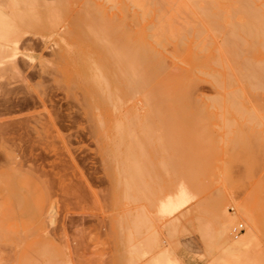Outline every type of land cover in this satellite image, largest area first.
Returning <instances> with one entry per match:
<instances>
[{"label":"rangeland","instance_id":"rangeland-1","mask_svg":"<svg viewBox=\"0 0 264 264\" xmlns=\"http://www.w3.org/2000/svg\"><path fill=\"white\" fill-rule=\"evenodd\" d=\"M126 1L13 0L6 7L0 2L5 36L20 45H10L17 51L11 53L0 44V264H152L168 250L184 264H217L221 255V264H264V182L219 173L224 162L228 166L223 149L232 122L240 118L227 115L224 98L246 85L236 62L245 48L233 25L254 23L235 10L245 3L248 16L264 19V0H138L141 6ZM90 3L103 5L97 11L105 6L113 19L123 18L133 32L145 31L173 71L189 67L182 60L199 57L193 94L211 106L212 116L197 124L207 133L171 134L168 129L184 124L173 126L162 115L147 118L146 91L129 99L114 90L88 43V31L99 23ZM163 24L166 43L157 30ZM257 55L253 60L262 61ZM89 86L104 97L110 88V96L122 97L116 99L121 108L110 104L112 97L109 108L96 101V119H88ZM124 111L135 112L136 122H125ZM55 113L56 129L42 141L33 130L36 120L56 119ZM261 115L256 128L264 126ZM182 184L192 199L169 217L159 215V201ZM48 209L53 216L42 214ZM247 212H253L256 227H250ZM239 223L243 230L234 235Z\"/></svg>","mask_w":264,"mask_h":264},{"label":"bare ground","instance_id":"bare-ground-1","mask_svg":"<svg viewBox=\"0 0 264 264\" xmlns=\"http://www.w3.org/2000/svg\"><path fill=\"white\" fill-rule=\"evenodd\" d=\"M130 1H131V3H130L131 5H132V2H133V5L135 3H140V2H138V0H130ZM90 5L92 6L91 3H90ZM101 6L103 7V5L101 4L100 7H98L96 5V6H92L91 8L89 7V9L91 10L93 7L94 8L97 7V9H95V11H97L99 8H101ZM139 6H141V3ZM104 8H105V6H104ZM104 8H102L101 11L100 10L97 11L98 16H96V19L99 23L96 26H94V28L90 32L88 31V43L92 47V49L99 55V65L103 69L107 70V72H108L107 74L109 75V81H110V83H112L114 85V90H116V91L119 90L120 93L125 96L124 97L122 95L123 98H129V96H130V98H132V96L141 93L143 90L146 91L147 94H146L144 103L148 109V111L146 112L147 118L156 117V119L155 118L154 119L157 120V118L162 115L165 118H167L168 120H170L169 122H171L173 126H174L173 122H176V123L180 122V123L184 124V126H183L179 123V125L183 126V127H181L178 125L180 127V129H178L179 127L178 128L176 127L177 129L176 128L174 129L173 127L171 130L168 129V131L172 132L171 134L189 135V134L207 133V131H205V129H202L198 125L202 122L206 123L205 121H207L212 116L213 112L210 111L211 106H209L208 104H207V106H209V108L206 106V104L204 106L198 99H196V97L193 94L195 86L197 87V80H196L197 76L194 75V71L197 72L196 69L201 68V61H200L199 57H192L191 56L193 54L192 53L190 55L191 58L182 60L183 63H185L186 65L189 66V67H187V69L184 70V68H180L178 70L176 69L177 71H175V69L173 71L171 69V67L167 64L166 59L163 58L162 53L158 50L156 52V50L153 49L154 47H152V45H150L149 42L145 39V37H146L145 31L142 34L140 31H137V32L134 31L133 32L126 25L124 26L123 18H121V19L114 18L113 19V17H110L107 15V12L104 11L106 9H104ZM125 8H127V6ZM89 9H88V12L92 13L91 12L92 10L89 11ZM238 9H240V10H238ZM238 9L235 10V15L241 14L240 17L242 19H243V17H247L248 19L249 18L253 19L254 23L250 24V23H245V22L242 23L241 22V23H238L239 25H237V24L233 25V27H234L233 30H235V32L238 30L237 31L238 37L243 39L242 47L244 45V48H245V53H246L245 56H243V57L239 56L240 57L239 59H238V56H236L237 57L236 59H238L236 62L239 64L240 69L243 72V74H241V76L244 78L243 81L245 80L244 85L245 84L246 85L244 86V89H242V90L240 89V92L239 91H233L232 93L230 92L229 96L227 98H224V101H225V103H227V105H229L230 110L226 109L227 105L224 103L223 100L220 101L221 104L224 103L226 105L225 106L223 104V106H225V109L229 110V111H225V112H227V115L231 112V113L235 114L236 116L240 117V118H238V120L240 119V121L235 120L236 123L232 122L233 125L228 121L232 125L233 129L230 128L231 132H232L230 134L231 136L225 142V146L227 145L226 149L224 148L223 145L222 146L224 148L223 150H225L223 154H225V156H228V157H226V159L229 158V162L227 164L228 165L227 169H225L226 164L224 162L223 167L220 168V169H222L223 173L221 171L219 173L223 174V175L227 174L228 178L232 173L233 174L235 173L237 176H239L241 179H243L242 181H244V178H245V180L251 179L252 181L254 180L255 182L257 180L256 183L258 184V183L264 182V175H263L264 174V137L261 135L264 132V131L262 132L264 126L261 127V124H260V127L258 126V128H256V126L259 124V122L257 121V119H258L257 117H259L261 115V114L259 115V112H261V113L264 112V98L262 96V95H264V62H263L264 61V19H262V17H260L258 14H255V15L252 14L251 16H248L249 14L246 11L247 8H246L245 3H243L241 8L239 7ZM147 15H150V14H147ZM91 16L93 17V15H91ZM91 16H90V18H91ZM144 17H147V16L145 15ZM144 17L142 18L143 20H144ZM115 19H117L118 22ZM136 19L138 20V16ZM209 19H212V18H209ZM121 20H123V23ZM140 20H141V18H140ZM157 25L155 24V26H157ZM165 25L163 24L162 28L161 27H159V29L157 28V30H159V32L160 31L163 32V36H161L162 33H160L161 34L160 37L164 38V42H165L164 36L166 34L165 29H164ZM165 28L168 29L167 25ZM162 29H164V30H162ZM6 31H7V27L4 24V15L2 14V16H0V44H2V45L6 44V46L3 48V51L4 50L6 51V49H7L8 51L10 50L11 53H13V52L17 53V51H15V50H16L17 46H20L19 42L16 40H13V39H8L5 36ZM154 31H156V30H154ZM150 32L152 33V31H150ZM167 32H168V30H167ZM157 33H158V31H157ZM152 35L153 34H151V35L149 34V36H147V37H151ZM198 35L199 34L197 33V36ZM236 35H237V33H236ZM160 37H157V38H160ZM157 38H155V39H157ZM163 38H161L159 40H162ZM150 40L151 39H149V41ZM151 41H153V40H151ZM154 42H156V41H154ZM162 43H163V40H162ZM162 43H160L161 44L160 46H162V45L164 46V44L166 42L164 44H162ZM2 45H0V50H1ZM10 45H11V47L12 46L15 47L14 51L12 50L11 47H10V49H8ZM154 45L157 46V44H155V43H154ZM232 46H234V45H232ZM235 50H236V48H235ZM242 50H244V49H242ZM2 52L0 51V54ZM159 52L162 56L159 54ZM16 53H14V54H16ZM96 53H93V54L96 55ZM238 54H240V53H238ZM257 54H261V55H259L260 57H258V60H261L262 59L261 56H263L262 61L259 62L257 60H253V58L257 59V57H255V56H258ZM17 55L18 54H16L15 57ZM13 56L14 55H12V58H13ZM259 58H261V59H259ZM92 64H93V66L96 65L95 62ZM95 67H98V65H96ZM97 69H98V71H96V72L97 73L99 72L100 75L99 74L98 75L101 77L102 73L100 72V69L96 68L94 70H97ZM97 73H94V75H96ZM99 76L96 75L93 77H96V78L98 77L97 79H99L100 78ZM102 77L105 78V76H102ZM93 79H95V78H93ZM100 79H102V81L106 80V82H108L107 76L105 79H103V78H100ZM100 79L97 80L98 81L97 88L99 87ZM87 80H88V77H87ZM95 81H96V79L93 80L92 82H95ZM199 81H200V79H199ZM89 83H91V82H89ZM92 84H94L96 86V82L92 83ZM106 84L108 85V87H110L108 83H106ZM226 84H227V82H226ZM89 88L90 89H88V105L86 106L87 113H85V114L88 117H89V115H91L92 116L91 119L95 116V119H96V115L93 111V109H99V106L96 103L98 102L99 105L103 104V106H105L106 102L108 103V100L109 99L111 100V97H112V96H110L111 91L109 90L110 88H108V90L110 92L108 90H106L107 96L104 97V96H102V92L100 93L101 94L100 95L98 93L99 91L94 89L95 88L94 86L93 87L89 86ZM100 88L104 90V88H102L101 86H100ZM107 88H105V89H107ZM103 95H104V92H103ZM112 95H114V94L112 93ZM117 96L119 99H122V97L120 98L119 95H117ZM114 97H115V95H114ZM114 97H112L113 101H111V103H110L111 105H113L112 104L113 102L118 103L116 101L117 98L115 97V100H114ZM242 97L245 98V100H246L245 103L242 102ZM119 99H117V100L119 101ZM132 99H135V96ZM40 102L43 105L45 104V100L43 98L40 99ZM122 102H123V100H122ZM220 102H216V104H218L219 107H221ZM124 103H126V102L124 101ZM103 106L101 105V108H103ZM106 106H108V105H106ZM106 106H105V108H109V106L108 107H106ZM117 106H119L121 108V105L118 103L117 105H114V107L117 108V109L115 108V110H118ZM123 107H124V105H123ZM215 107H217V105H215ZM110 109H108V110H110ZM207 109H209V110H207ZM223 110H224V107H223ZM110 111H111L110 113H112V109ZM120 112H121V110H120ZM108 113L109 112H107V114ZM126 113L127 112H125V116H126ZM223 113H224V111L222 112V116H223ZM54 115L56 116V119L50 117V116H52V115H50L49 118L47 120H45L44 122H39V120L37 119L36 120L37 123L35 124L36 126L35 125H34L35 127L33 126L34 127L33 130L42 138L41 139L39 137L42 141L44 139L46 140V138H49L47 136L53 134L55 129H56V126H57L56 120L58 118H57L56 113ZM111 115H114V114H111ZM213 115L215 118L216 117L215 112ZM262 115L260 117L261 119L263 117ZM104 116H105V114H104ZM125 116H124L125 122L126 121L129 122V120H127V119L132 120L133 118L137 117V114H135V112L132 111V112H129L127 114L126 118H125ZM218 116H219V114H218ZM113 117H114L113 120H115V116H113ZM229 118L233 119L234 117H229ZM88 119H90V117ZM116 119L120 120L121 116L116 115ZM162 119L164 120V118H162ZM106 120H108V119H106ZM133 120L135 121L137 119H133ZM147 120H149V119H147ZM226 120H231V119L227 118ZM233 120H231V121H233ZM150 121L152 122L153 120L150 119ZM158 121H160V120H158ZM158 121H155V124ZM213 121H216V119H214ZM94 122H96L95 125H97V126H95L93 123V126L95 127L94 129H96V131L100 132L99 131L100 128L98 127V124H97L98 121H94ZM164 123H166V122H164ZM260 123H262V122H260ZM201 125H203V124H201ZM262 125H264V124L262 123ZM175 126H177V125L175 124ZM203 128H204V126H203ZM222 128L224 129V127H222ZM222 143H224V142H222ZM219 145H221V144H218L217 147L219 148L218 150L221 151L220 147H222V146L219 147ZM42 148H44V146ZM45 149L46 148H44V150ZM221 154H222V151H221ZM227 175H226V177H227ZM233 176L234 175H232V177ZM190 197H191V194L188 192V188L182 184L180 186L178 192H176L175 194L167 195L165 199L159 201L160 204H158L159 206L157 205L159 207L158 208L159 209L158 213H160L159 215L163 214V217H164V214H165V216L166 215L171 216V215L175 214L176 212L180 211L186 205L187 201L188 202L190 201L189 200ZM190 199H192V198H190ZM52 212H53V210L48 209L46 212L42 211V214L46 215V216H50V213L52 214ZM53 215L54 214H52L51 216H53ZM244 216L248 217L249 220L247 218H246V220H248V222L251 224L250 227H253V228L256 227L253 212H247L246 214H244ZM174 219H175V217H174ZM175 220H177V218ZM178 225L179 224H177V228H178ZM173 226H175V225H173ZM42 227L43 228L48 227V224L46 222H44L42 224ZM242 241L240 240V242H242ZM210 251H211V249L209 250V254H210ZM212 252H213V250H212ZM174 255L175 254L169 252V250L165 251L161 255L157 256L154 259V261L152 262V264H184L183 262H181L182 259H181V261H179L178 258L176 259V257H174ZM216 256H217V258H216ZM216 256H215V259H218V256H220V255H216ZM221 257H223V256L221 255ZM221 257H220V259H221ZM220 259H219V261H220ZM219 261L216 260L214 263L217 262V264H221ZM221 262H223V261H221Z\"/></svg>","mask_w":264,"mask_h":264},{"label":"built area","instance_id":"built-area-1","mask_svg":"<svg viewBox=\"0 0 264 264\" xmlns=\"http://www.w3.org/2000/svg\"><path fill=\"white\" fill-rule=\"evenodd\" d=\"M242 230H243V225L241 223L237 224L232 228V232L234 233V235H237Z\"/></svg>","mask_w":264,"mask_h":264},{"label":"crops","instance_id":"crops-1","mask_svg":"<svg viewBox=\"0 0 264 264\" xmlns=\"http://www.w3.org/2000/svg\"><path fill=\"white\" fill-rule=\"evenodd\" d=\"M13 0H0V2L6 7L8 4H12Z\"/></svg>","mask_w":264,"mask_h":264}]
</instances>
